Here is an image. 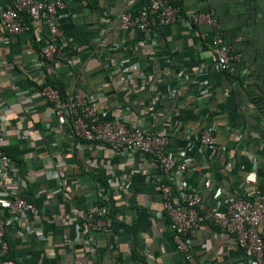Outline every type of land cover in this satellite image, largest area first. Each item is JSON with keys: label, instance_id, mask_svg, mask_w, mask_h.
Returning a JSON list of instances; mask_svg holds the SVG:
<instances>
[{"label": "crops", "instance_id": "0c3cea01", "mask_svg": "<svg viewBox=\"0 0 264 264\" xmlns=\"http://www.w3.org/2000/svg\"><path fill=\"white\" fill-rule=\"evenodd\" d=\"M146 2L64 0L52 16L60 31L52 62L43 58L49 35L42 23L14 35L0 24V150L10 164L0 174V199L16 192L38 208L24 217L0 209V218H13L5 230L11 258L0 264H246L233 238L208 221L187 233L186 259L159 193L174 172L156 171L146 155L74 139L38 94L47 77L65 88L79 85L104 118L168 135V150L188 167L181 180L201 191L211 182L206 201L217 187L244 196L254 186L244 182L249 173L264 192V0L181 2L183 10L206 6L213 13L239 54L227 72L217 69L206 27L178 20L120 30L118 15ZM207 127L221 150L187 146L186 137L194 141ZM101 200L115 220L112 230L80 233L87 207Z\"/></svg>", "mask_w": 264, "mask_h": 264}, {"label": "built area", "instance_id": "2783aa9c", "mask_svg": "<svg viewBox=\"0 0 264 264\" xmlns=\"http://www.w3.org/2000/svg\"><path fill=\"white\" fill-rule=\"evenodd\" d=\"M182 1L147 0L134 14L120 13L118 28L122 31L144 32L159 29L178 20L186 21L194 27H206L212 33L209 46L217 69L227 72L230 62L238 60L239 54L235 53L232 46L224 40L211 11L198 8L181 10L178 3ZM63 8L64 0H5L4 6L0 9V24L7 34L14 35L27 30L31 24L42 23L49 35V41L43 47V58L47 62H52L58 48L56 39L60 37V31L52 16L56 10ZM38 94L48 103L57 123L68 126L74 139L103 144L118 155L127 152L146 155L156 171L174 172L167 181L160 182L159 193L176 249L186 259L191 257L186 240L187 233L208 221L222 233L233 238L243 251L246 264H264V236L261 231L264 225V192L256 187L253 173L247 174L244 178L246 184L254 185L244 196H234L226 193L222 187H217L206 201L203 193L210 189L211 182L208 179L204 180L201 191L181 180L188 167L185 163H178L176 155L168 150L170 144L168 135L150 131L138 124L126 123L119 117L104 118L90 101L87 91L79 85L66 87L64 97L57 89L48 85L39 88ZM3 119V111H0V139L3 135L1 128ZM186 141L187 146L197 142L208 150H221L211 127L203 129L194 141L188 137ZM9 165L8 157L0 150V174H3ZM220 200L224 204L223 202L221 204ZM0 209L21 217L26 214L38 215L37 206L16 192L11 193L8 198L0 199ZM114 221L109 214L106 201L101 200L87 207L84 218L77 228L80 233L110 232ZM12 222V217L0 218V260L9 250L5 230ZM28 232L31 233L32 230L29 229Z\"/></svg>", "mask_w": 264, "mask_h": 264}, {"label": "trees", "instance_id": "16d2710c", "mask_svg": "<svg viewBox=\"0 0 264 264\" xmlns=\"http://www.w3.org/2000/svg\"><path fill=\"white\" fill-rule=\"evenodd\" d=\"M178 5L180 6L181 10H183L182 5H181V2H179ZM198 9L209 11V9H208L206 6H204V7H202V8H198ZM222 32H224V33H222V34L225 35V30H224V29H222ZM57 47H58V45H57ZM56 53H57V51H56ZM56 53H55V55H54V58H55V56H56ZM46 85L51 86V87L57 89V90L60 92V94H61L62 97L65 96V87L62 86L61 84L56 83L55 81H52V80H50V79L47 77L46 80H45V82L42 83V85L40 86V88L43 87V86H46ZM163 181H166V180L163 179ZM260 189H261V188H260ZM261 191H263V190L261 189ZM22 197H24L26 200L31 201V202H33V203L35 204L34 201H32L31 199L25 197L24 195H22ZM35 205H36V204H35ZM3 258H6V259L11 258L10 249L8 250L7 255H5Z\"/></svg>", "mask_w": 264, "mask_h": 264}]
</instances>
